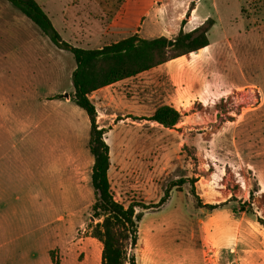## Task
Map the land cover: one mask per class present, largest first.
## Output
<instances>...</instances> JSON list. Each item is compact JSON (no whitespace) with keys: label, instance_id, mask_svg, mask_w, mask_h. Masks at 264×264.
Wrapping results in <instances>:
<instances>
[{"label":"rangeland","instance_id":"1","mask_svg":"<svg viewBox=\"0 0 264 264\" xmlns=\"http://www.w3.org/2000/svg\"><path fill=\"white\" fill-rule=\"evenodd\" d=\"M35 1L63 40L76 41L77 47L86 49L100 47L92 40L67 37L68 33L60 30L64 18L69 27L72 20H80L82 35L97 25L105 27L108 20L91 8L90 0ZM104 1L112 3L113 11L106 13L113 18L123 0ZM195 2L201 11L209 12L211 28L215 26L209 34V50L168 60L120 84L124 102L118 114L126 118L105 116L117 110L113 105H94L99 111L97 128L104 126L107 131L103 138L109 150L110 189L116 201L135 205L136 212H142L136 246L129 250L136 264H264V0H194L182 19L189 20L186 15ZM183 7V1L152 0L143 7L128 0L121 14L123 31L117 36L113 30L104 43L135 30L144 39L164 36L174 41L186 22H179L180 15L175 14ZM154 8L158 9L155 20ZM218 17L221 22L217 23ZM13 31L17 37L43 41L41 45L33 43V54L62 53L74 62L71 53L55 46L8 1L0 0V54L9 48L7 40ZM3 70L6 72L0 65V75ZM171 73H177V78ZM70 81L63 78L56 82L57 87L65 88L63 96L70 93ZM136 85L139 111L132 109L129 100L136 94ZM71 105L82 113L84 123L66 131L76 145L87 149V116ZM162 105L182 115L176 125L164 127L149 120ZM41 112L35 108L34 116ZM65 113L77 119L76 113L67 109ZM136 114L141 115L140 126L132 122L138 120ZM120 119L123 124L108 132ZM180 179L183 183L173 187ZM89 189L92 197L81 198L74 239L67 230L64 235L56 231L46 206L27 207L34 218L26 222L18 209L5 237L0 228V243L9 240L7 245L14 251L0 264H100L101 244L90 236L89 226L96 220L90 218L94 194L91 185ZM166 191V202L155 208ZM244 201L250 203L251 210L240 211ZM221 202L227 203L213 211L198 206ZM69 241L75 243L68 245L70 252L66 249ZM95 245L99 248L93 252Z\"/></svg>","mask_w":264,"mask_h":264},{"label":"crops","instance_id":"2","mask_svg":"<svg viewBox=\"0 0 264 264\" xmlns=\"http://www.w3.org/2000/svg\"><path fill=\"white\" fill-rule=\"evenodd\" d=\"M127 1L121 2L119 10L114 11L115 15L112 18L107 14L113 11L111 7L113 5L110 1L90 0L91 8L101 14L105 20H108L106 26L97 25L96 28L86 31V35H82L79 26L80 20H72L74 24L69 27L67 19L64 18L60 30L66 31L67 37L73 36L78 39L92 40L100 46L94 49L101 48L110 43H104V41L111 38L109 36L113 30H116V35L118 31H123L125 24L121 21V14ZM146 1L149 2V5L152 2V0H136V4L145 7ZM172 1L177 3L183 1L182 10L175 12V14L180 15L179 22L183 24L182 21H186V19H182L183 15L187 10L189 11V6L194 0ZM157 10L153 9L152 19L154 20L158 15ZM208 13L206 10L201 11L199 3L195 2L194 8L187 14L189 20L183 24V30L185 27H190L188 32L202 24L208 18ZM140 19L142 20L143 16ZM216 22H221V18L218 17ZM214 27L210 28L207 33L209 44L194 52V55L209 50L211 47L209 34ZM135 33L140 38H144L139 30H135L128 36ZM125 37L127 36H119L117 40ZM69 41L67 39L65 42L79 46L76 41L73 43ZM7 42L9 48L0 54V65L6 71L3 70L0 75V228L3 229L1 234L5 237L9 224L18 215V209H21L20 218L26 222L34 218L32 211L27 207L31 208L37 205L46 206V211L52 213L51 217L56 223L57 232L64 235L67 230L70 235L69 238L74 239L73 231L77 225L75 221H80L81 198L83 196L92 197L89 185L93 159L88 148L84 149L82 144L76 145L75 138L66 131L67 128L78 129V126L84 123L82 113L71 105L74 104L70 98L73 93L72 82L70 81L68 98L62 95L65 88L57 87L56 82L63 78L71 79L75 62H71L69 56L67 57L62 53L44 56L33 54L31 48L33 43L41 45L43 41H35L31 36L20 38L14 32ZM39 61L41 62L37 63ZM8 73V79H6L5 74ZM142 73L95 90L90 95L91 100L94 105L97 103L109 104L117 109L105 116L124 118L125 114H118V108L124 102L123 98L120 97V84L137 78ZM171 76L177 78V73H171ZM136 86V94L129 100L132 109L139 111L138 85ZM35 108L42 109L39 117L34 116ZM66 109L76 113L77 119L71 115L68 117L65 113ZM95 109L96 114L99 113L96 106ZM135 117L138 120H132V122L140 126L141 115L136 114ZM85 121L89 125L88 117ZM123 121L120 119L113 125L111 124L108 132L115 126L123 124ZM102 129L106 128L103 126ZM104 141L106 142L105 138ZM41 212H43L42 208ZM8 243L9 240L0 243V261L14 252L7 245ZM70 243L75 245L72 241L66 242V249ZM98 248L97 245L92 246V251L94 252ZM68 250L70 252L71 247Z\"/></svg>","mask_w":264,"mask_h":264},{"label":"trees","instance_id":"3","mask_svg":"<svg viewBox=\"0 0 264 264\" xmlns=\"http://www.w3.org/2000/svg\"><path fill=\"white\" fill-rule=\"evenodd\" d=\"M6 1L36 25L55 46L71 53L74 59L75 68L71 74L73 93L70 98L88 117V150L93 159L90 185L94 194V202L91 205L90 218L96 222L89 226L90 236L102 246L100 264H136L134 255L129 250L136 246L138 223L142 212H136L135 205L124 206L113 198L107 176L109 150L103 138L104 130L97 128L96 109L90 95L99 88L135 77L168 60L204 48L209 44L207 33L213 24L212 20L207 18L202 24L188 32L180 28L171 48L167 47L168 40L164 36L144 39L135 33L105 44L101 48L86 49L63 41L49 17L35 0ZM191 9L193 7H190ZM181 117L182 115L173 107L162 105L153 111L149 120L164 127H172L180 121ZM182 183L183 179H180L172 186L178 187ZM252 196L253 190L249 192V200ZM167 198L168 192L166 191L154 207L163 205ZM226 203H198V206L207 211H213L222 208ZM136 206L142 210L147 209L142 205ZM239 209L240 211L251 210L250 203L242 202Z\"/></svg>","mask_w":264,"mask_h":264},{"label":"water","instance_id":"4","mask_svg":"<svg viewBox=\"0 0 264 264\" xmlns=\"http://www.w3.org/2000/svg\"><path fill=\"white\" fill-rule=\"evenodd\" d=\"M186 17H188V15H186ZM174 42H175V41L168 40V41H167V47H168V48H171V47L174 45ZM64 96H65L66 98L68 97L67 94H65Z\"/></svg>","mask_w":264,"mask_h":264}]
</instances>
